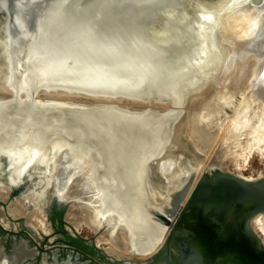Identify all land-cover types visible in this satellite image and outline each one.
Wrapping results in <instances>:
<instances>
[{"label": "water", "instance_id": "water-1", "mask_svg": "<svg viewBox=\"0 0 264 264\" xmlns=\"http://www.w3.org/2000/svg\"><path fill=\"white\" fill-rule=\"evenodd\" d=\"M200 2L0 0L9 17L7 23L0 14V151L11 134L21 146L28 141V163L41 166L34 178L49 186L53 154L68 149L84 161L97 216L120 219L130 240L126 249L137 259L103 253L105 264H264L261 238L248 226L253 215L264 214V178L245 181L217 171L208 179L211 167L202 170L207 155L184 140V121L202 82L197 87L191 76L218 81L225 73L220 48L228 30L216 28V39L207 26L223 12L200 11ZM260 5L263 0H230L224 12ZM167 26L172 31L166 33ZM262 37L264 18L256 38ZM244 57L246 64L254 58ZM259 59L258 65L264 49ZM172 60L181 69L171 72ZM186 72L191 86L178 89ZM56 91L69 99L40 96ZM182 156L188 170L178 171L179 183L173 168L161 174L159 159L173 165ZM8 157L0 154V166L16 163ZM23 173L27 169L0 170L8 191ZM150 182L165 194L156 196ZM63 201L68 208L71 201Z\"/></svg>", "mask_w": 264, "mask_h": 264}, {"label": "bare ground", "instance_id": "bare-ground-1", "mask_svg": "<svg viewBox=\"0 0 264 264\" xmlns=\"http://www.w3.org/2000/svg\"><path fill=\"white\" fill-rule=\"evenodd\" d=\"M183 1L184 3L182 4L184 6L186 5L185 2L190 3L191 1H194V0H183ZM201 1L202 2L197 4L198 9H201L200 11H210V13H212L211 10L214 9V11L216 12L217 11H221V13L223 12V15H221L220 17L219 16L217 17L219 19L216 18L215 19L216 21H214L212 24H209V25L207 24V26L214 27L213 31H215L216 39L218 38V32H219V30L216 28L224 27V29L228 30L226 34L221 36V39L226 43V46L222 45V48H220V50H222V56H223V63H222L224 66L223 71L226 69V72L223 74L218 73L219 74L218 81L217 80L215 81V79L211 80L209 78L211 77L210 74H207L204 77H202L203 79L195 75L191 76L190 78L191 81H196V84L198 80L202 81L201 85H199L200 87L199 93L197 94L199 97L200 96H203V97H201V99H199V97H195V99L191 101V103L192 102L194 103L198 99L197 106L194 109H190V112H188V120L184 121V124L186 125L184 127L186 128L184 130V140L188 143L186 144V146L189 145L191 148L194 147V149H196L197 152L203 153L205 155H207L208 152L203 150L204 143H209L212 145H216V144L220 145V149L219 151L217 149V152L214 154L216 156L214 157L217 159L218 162H225V161L228 162L227 164L229 165H226V166H231V170L234 173H239L241 171H244L243 167L250 161L252 156L254 155L257 156L259 160H262L264 158V131H262L261 129L262 124H263L261 119H264V61H262V63L258 65L260 61L259 56H261L260 47L263 49L264 45L262 44V41H261L262 38H256L257 34L259 33L260 25L264 18V0H263V5H260L259 7H252L251 10L247 8L245 9V8L236 7L230 12H227V11L224 12L227 7L226 4L230 0H216V1L215 0H206V1L201 0ZM170 30L172 31V29H170L168 26L164 28V31L166 33L167 31L169 32ZM227 33H230V34L227 35ZM233 37H235V40H233ZM246 52L250 53L254 57L253 59H251L254 64L252 62L247 63V64L244 62L246 61V58L244 57V54ZM217 53L218 55H220L219 50H217ZM241 61L242 63L244 62L245 65L244 64L243 65L245 67L242 65V68L244 67L242 72L240 71L239 73H235V70H237L236 67ZM227 63L229 64V66L225 68V65H228ZM171 64L173 65L172 66L173 68L170 69L171 72H175L176 70H179V67L181 69L182 63H180L179 61L174 66L175 60H172ZM1 70L2 72L4 70L2 66H0V72ZM188 76H189L188 72H186L183 75L184 82L178 83L177 85L178 89H184V86L185 88H189L191 86L189 79L187 80ZM231 76L234 78H232ZM258 77L259 79L256 80ZM213 81H215L213 83V86H215L214 88L211 86ZM204 82L207 84L206 85L203 84ZM193 83H192V86H193ZM198 84L196 85L197 87H198ZM209 88H213V90L212 91L210 90V91L211 92L214 91L215 93L214 95H212V97H210L207 100L206 97L209 94H211V92H207ZM1 91L2 90H0V95L2 96L3 94L1 93ZM249 92H250L249 100L248 101L242 100ZM49 93H50L49 95L48 93H44L43 95H40V96H45V97L49 96L51 98H58V96L59 97L61 96V97H64L62 98L64 100L69 99L67 95H64V94L62 95L60 92L58 93L57 91L49 92ZM3 98H5V96H3ZM3 98L1 97L0 99H3ZM118 102H121V101H118ZM226 109L232 110V113L234 114L228 118V121L226 123L223 122L222 124L219 122V118L223 116L224 114L223 110H226ZM243 112L247 114L243 115ZM238 116L242 117V119L239 120ZM243 117L250 118V119L253 118L256 121L257 129L253 131L254 136L251 139L253 141L252 144L243 146L244 150L242 151L244 154L242 155L240 153L239 154L236 153V151H239L237 150V148L235 147L230 148V147L235 138L236 140L237 139L239 140L240 137L244 135L243 132L246 130L247 124L245 123ZM246 122H248L247 119H246ZM10 140H13V139H9L7 140V142ZM194 142L196 144H194ZM27 143L28 141L26 142V144ZM259 146L260 148H258ZM4 147L5 146H2V148ZM51 150L53 151L54 149H51ZM68 151H69L68 149H63V152L60 151V160L58 162V165L59 164L62 165L63 163H60V162L65 160L66 157H70L71 158L70 161L74 165V169L68 170L67 169L68 167L67 168H65V166L59 167L58 168L59 171L56 174V182L58 184L60 183V185L62 184L66 185L69 181L72 182V185L74 183L75 187H77L79 192L81 193V196L85 198L83 199V202H82L83 206L85 205L87 206L86 208L83 209V212L85 213V215L83 214L80 217L83 218V221L87 227L85 226V224L81 225L82 223L81 221L75 220L70 223L73 229L79 230L81 227H86L89 230L94 232L98 229V226H99L98 224L99 221H98V216H97L98 210L96 209H99L100 207L95 206L98 204V201L91 198L92 194L94 193L92 190L93 187L90 185L88 178L84 177L85 173L87 172L84 169H87V168H82L83 166L81 165H83V161L79 160L75 156L72 157L71 153L68 156L67 154ZM187 159L185 156H182L180 157V159L176 160V163H174L173 165H170L169 161L165 162L166 159L164 160V162H162V164H158L161 161H163V159L161 158L159 159V162L156 163V165L160 166L159 170L162 171V172L160 171L161 174H165L166 170L173 168L170 173L171 175H173L172 178L177 179L179 183L180 179H178L179 177L178 171L179 170L183 171L182 169H184V166H185L184 161H187ZM190 160H193V159L190 158ZM70 161L68 162V160H66L64 161L66 162L64 164H69L71 163ZM189 162L193 163V166H194V163H195L194 160L189 161ZM205 162L206 161L202 162V166ZM188 166H189V163H188ZM208 167H211L210 170H208L211 172L210 173L211 176H212V173H215L217 171L218 173L221 174V176H227V177L234 176L231 173H227L223 171L219 167H215V166H208ZM155 169H157V167ZM81 170H84V171L81 172ZM187 170L188 169H184V172L187 173ZM147 175H148L147 180L149 182V178H151L152 172L149 173L148 171ZM234 177H237V175ZM260 178L261 177L258 176L257 180ZM240 179H244L245 181H253L252 178L243 177V176H240ZM172 181L173 180H171V182ZM151 185H152V190L157 192L158 194V195L156 194V196L165 194L163 187L159 186L156 183L154 184L151 183ZM195 187H196V184L194 183V187H192L189 193L190 196L188 195L189 198L193 197ZM85 188H88V192L86 193H85ZM0 189H4L3 191L7 190L6 188H3V187H0ZM261 191L264 192V186L261 187ZM0 197H2V194H0ZM31 197H32L31 198L32 200L35 199L34 194ZM188 197L186 199V203L188 201ZM86 202L90 205H88ZM92 209H95L94 212H92ZM8 211L10 214L12 215L14 214L17 216L20 214L21 210H18L17 206L16 207L10 206ZM76 213L77 212L72 210L70 213H68L67 216L69 215H70L69 217H71L72 215L76 216ZM77 214L79 216V213ZM69 217H67V221H69L70 219ZM30 218H32L37 223L41 231L42 230L45 231V225L43 224L44 222L41 216H38L36 213H33L29 217V219ZM104 220L105 221L107 220L108 222L111 221V224H112L110 228L106 229V230H109L107 231V238H109V241H111L110 243L111 244L113 243L114 245H116L118 249H121V250L125 249V252L129 253L126 249L128 247V243L130 244V240L127 237V230L125 229L123 225H117V221H119L120 219L117 217H113V218L105 217ZM104 224L106 223L104 222ZM248 226L253 231H255L257 235H259V238H261V243H262L261 245L264 246V214L257 213L253 215L248 222ZM113 227L116 228L115 230L116 232L118 229H121V228L123 229V231H125V236L127 239L126 240L127 243H125L126 247L122 244L123 242H121V239H119L120 240L119 242L124 247L123 246L121 248L118 247V244L116 242L118 239L115 238L117 236L115 235L116 232L110 233V229ZM110 253L112 255H108L104 251L105 255H108L109 257L116 258V259L117 258L122 259V258H125L126 256H131L130 254H124V256L120 257L116 252L112 251Z\"/></svg>", "mask_w": 264, "mask_h": 264}, {"label": "flooded vegetation", "instance_id": "flooded-vegetation-1", "mask_svg": "<svg viewBox=\"0 0 264 264\" xmlns=\"http://www.w3.org/2000/svg\"><path fill=\"white\" fill-rule=\"evenodd\" d=\"M5 9L6 6L0 8V14H3L5 18H7L6 20L8 23L9 17ZM0 58H2L1 55ZM14 138L15 134H11L8 137L7 140H13L8 141L9 144H6V147L1 149L0 154L9 156L8 158L16 163H5L0 166V170L12 172L17 169L20 171L27 169V174L23 173L21 177L15 179L16 183L12 182L13 190L11 191H8L6 187L7 181L4 180V177H0V187L7 189L5 191H3L4 189H0V192H2L0 194H2L3 198L0 199V204L5 207V212L3 211L0 213V220L3 218L16 220L19 225V229L14 231L9 222L6 221L8 229L3 228L6 225L1 226L0 224L4 230H0V264H105V256L103 254L105 250L98 246L95 240L97 237L104 234L105 230L112 225L109 224V226H107L108 221L104 220L106 216L103 218L98 217V221L100 222H98V229L100 230L98 231L97 229L96 232L93 233L94 238L91 244L85 242L84 239L76 237L78 232L73 230L66 219L72 205L75 203L82 204L83 202V197L79 195L75 197L72 196L70 191L72 182L69 181L66 185H60V183L58 184L56 182V174L59 171V167L65 166V168L68 167V170L74 169V165L70 161L71 158L66 157L65 159L64 157L65 160H63H68V162L70 161L71 163L58 165L60 153L52 155L49 160L51 164L49 163L48 165V175L51 178L49 186L44 180L34 178V176H36V171L41 169V166L39 164L28 163L31 161V153L33 151L27 146L28 143H24L25 145L21 146L20 144H22L23 141L19 143L15 141ZM51 152L53 153L54 151H49L47 155ZM52 161L57 164L56 167L52 164ZM25 162L28 164H24ZM81 166H83L82 168L86 167L84 161ZM84 170H81V172ZM28 177L30 181H27L28 184H26L23 179ZM86 192H88V188H85V193ZM33 194L35 196L34 200L31 199ZM63 199L71 201L68 208ZM19 201L21 203L18 205ZM8 206H17L18 210H21L20 214L17 216L10 214ZM86 207L85 205L81 209ZM28 208L32 209L30 210ZM38 208H43L44 213L39 212L37 210ZM33 213L43 218L47 225V231H41L37 223L32 218L29 219ZM98 216H101L99 212ZM104 222L107 225L104 224ZM64 225L69 227L73 234L76 232V234H74L75 238L68 235V231L65 230Z\"/></svg>", "mask_w": 264, "mask_h": 264}, {"label": "rangeland", "instance_id": "rangeland-1", "mask_svg": "<svg viewBox=\"0 0 264 264\" xmlns=\"http://www.w3.org/2000/svg\"><path fill=\"white\" fill-rule=\"evenodd\" d=\"M262 39H263V37H262ZM262 44L264 45V42L262 41ZM264 49V48H263ZM263 49L260 47V52H261V55H262V51H263ZM245 62V61H244ZM244 62L242 63V61L238 64V66L236 67V69L237 70H235V73H239L240 71L242 72V70H243V68L245 67L244 65ZM252 63H253V61H251ZM228 64V63H227ZM244 64V65H243ZM254 64V63H253ZM252 64V65H253ZM242 65L244 66L243 68H242ZM227 66H229V64L228 65H225V68L227 67ZM239 70V71H238ZM225 72H226V69L224 70ZM232 75V74H231ZM263 76V75H262ZM262 76H261V78H262ZM232 77V76H231ZM256 77H257V75H256ZM232 78H234V77H232ZM232 78H231V80H232ZM259 79V77L256 79V80H258ZM240 81V80H239ZM215 81H213L212 82V87L214 88L215 86H213V83H214ZM216 84H218V83H216ZM214 91L213 92H211V94H209L206 98H207V100L210 98V97H212V95H214ZM249 94H250V92L249 93H247V95L242 99V100H246V101H248L249 100ZM205 98V99H206ZM226 111V112H225ZM223 116L221 117V118H219V122L220 123H222L223 124V122L224 123H226L227 121H228V118L229 117H231V115H233L234 113H232V110H230V109H226V110H223ZM245 114H247V113H244L243 112V115H245ZM246 117H248V116H246ZM238 119L239 120H241L242 119V117H239L238 116ZM243 119H244V121H245V123L247 124V126H246V130L243 132L244 133V135H242L241 137H240V139L238 140H236V138L233 140V143H232V145H231V147L230 148H237V150H239V151H236V153L237 154H244L243 153V151L242 150H244L243 148V146H247V145H251L252 144V137L254 136V132L253 131H255L256 129H257V124H256V121L253 119V118H244L243 117ZM246 119L248 120V122H246ZM262 120V122H263V124H262V131H264V119H261ZM241 122V121H240ZM243 122V121H242ZM237 123H238V121H237ZM237 123H235V124H237ZM239 124H241V123H239ZM255 126V127H254ZM235 141V142H234ZM194 144H196L195 142H194ZM204 146H203V150H205L206 152H208V154H207V157H206V163H204L203 164V166H202V170H207L208 168H206V167H208V166H210V164H209V162H212V166H215V167H219L220 169H222L223 171H225V172H227V173H231L232 175H234V176H236L237 175V177H239L240 178V176H243V177H249V178H252L253 179V181L254 180H257V178H258V176H260L261 178L260 179H263L264 178V158L262 159V160H259V158L257 157V156H252V158L250 159V161L243 167V170L244 171H241V172H239V173H234L232 170H231V166H226V165H229V164H227L228 162H218L217 161V159L214 157V156H216V155H214L216 152H217V149H218V151H219V149H220V145H212V144H209V143H204L203 144ZM204 147H206V148H204ZM258 148H260V146L258 147ZM208 149V150H207ZM234 152V151H233ZM234 158V157H233ZM163 159V158H162ZM235 159V158H234ZM164 160L165 159H163V161H161L160 163H158V164H162V162H164ZM232 171V172H231ZM153 172H154V170H153ZM211 172L210 171H208L207 170V173L205 174V176L208 178V179H211V174H210ZM239 174V175H238ZM259 180V179H258ZM194 187V186H193ZM71 193H72V196L73 197H75V196H81V193L79 192V190H78V188L77 187H75V184L73 183V185L71 186ZM31 195V194H30ZM158 195V194H157ZM160 196V195H159ZM82 197V196H81ZM32 198V197H31ZM0 199H3L2 197H0ZM83 199H85V198H83ZM19 203H21L20 201H19ZM18 203V204H19ZM9 207L10 206H8V209H9ZM83 207V205L81 204V203H76V204H73L72 205V207L69 209V213L72 211V210H74L75 212H77V213H79V216H74V215H72L71 217H69V216H67V217H69L70 219H69V223H71L72 221H75V220H79V221H81L82 223H81V225H83V224H85L84 223V221H83V218L82 217H80L81 215H85V213L83 212V209H81ZM81 209V210H80ZM77 210H79V211H77ZM5 212V207L4 206H2L1 204H0V213H2V212ZM67 219V218H66ZM43 220V219H42ZM6 221L7 222H9L11 225H12V227H13V230L14 231H16V230H18L19 228V225L17 224V221L16 220H11V219H5V218H3L2 220H0V224H1V226H3V225H6V226H4L3 228L4 229H8V224L6 223ZM43 222H44V220H43ZM44 225H45V231H47V225H46V223L44 222L43 223ZM71 225V224H70ZM72 226V225H71ZM85 226H86V224H85ZM64 227H65V230L66 231H68V235H71V237H74L75 238V235L72 233V231H71V229L69 228V227H67L66 225H64ZM87 227V226H86ZM86 227H81L79 230H75V229H73L74 231H76V232H78V234L76 235V237H78V238H81V239H84L85 240V242H87L88 244H91V242H92V240H93V238H94V232H96V231H91V230H89L88 228H86ZM73 228V227H72ZM42 231H44V230H42ZM107 231H109V230H106L105 231V233L104 234H102V235H100L99 237H97L96 238V240H95V242H96V244L98 245V246H100L101 248H104V250H105V252L108 254V255H112L110 252H116L120 257H122V256H124V254H129V253H127V252H125V249H118L117 247H116V245H114L113 243L111 244L110 242L111 241H109V238H107ZM115 235H117L115 238H117L118 240L116 241L117 242V244H118V247H122L123 245L125 246V243H127L126 242V236H125V231H123V229L121 228V229H118L117 230V232L115 233ZM261 237V236H260ZM108 239V240H107ZM119 239H121V242H123L122 244L123 245H121V243L119 242L120 240ZM107 240V241H106ZM98 242V243H97ZM115 242V241H114ZM115 242V243H116ZM119 242V243H118ZM123 246V247H124ZM126 247V246H125ZM263 248H264V246H262ZM117 249V250H116ZM124 250V251H123ZM127 258H129V259H131V260H133V261H136L137 259L136 258H131V256H126Z\"/></svg>", "mask_w": 264, "mask_h": 264}]
</instances>
